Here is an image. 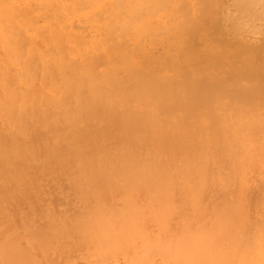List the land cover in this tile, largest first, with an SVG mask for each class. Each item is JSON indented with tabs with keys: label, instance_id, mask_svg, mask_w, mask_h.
Instances as JSON below:
<instances>
[{
	"label": "bare ground",
	"instance_id": "1",
	"mask_svg": "<svg viewBox=\"0 0 264 264\" xmlns=\"http://www.w3.org/2000/svg\"><path fill=\"white\" fill-rule=\"evenodd\" d=\"M30 1L0 0V43L6 55L14 59L12 63H17L27 74V79H33L36 67L29 56L32 44L29 43L26 54L23 52L27 40L24 37L28 32L39 31L32 13L19 6ZM66 1L71 5L65 9V16L52 21L45 15L48 32L42 40L51 50V56L37 66L43 72V87L57 92L55 103L65 109L67 124L62 132L56 133L64 145L56 152L41 146L36 139L25 149L19 145L15 136L25 132L29 116L37 117V110L28 105L35 93L31 89H11L0 74V116L5 124L14 125L18 133L10 140L0 137V189L3 190L5 182L20 180L25 175L33 180L32 173L20 169V155L27 157V161L44 157L42 166H49L50 172L68 174L81 206L75 218L52 221L51 228L61 230L60 233L66 230L64 235L72 228L80 233L81 243L95 246L101 254L124 251L136 241H145L151 254L156 252L178 264H256L258 260L264 264V225L257 226L253 233L247 229L241 195L221 208L213 205L208 224H202L207 211L200 206V197L210 181L208 161L221 162L219 149L224 150L226 143H230V153L238 154L233 165L237 166L236 177L241 179L247 156L238 150L243 148L253 129H264L260 113L264 108V69L256 65L237 66V62L243 61L242 52H231L227 44L223 45V53L212 48L201 52L193 40L187 39L179 47L172 75L151 73L121 50L117 33L129 36L135 30L148 29L144 16L169 15L166 10L180 0H114L108 29L95 42L74 37L65 21L76 17L84 6H99L102 0ZM202 1L205 10H210L214 0ZM233 3L235 7L231 4L229 7L237 12L228 21L233 23L232 17L240 16L249 30L254 33L263 30L264 0ZM182 16L187 18L189 14L184 11ZM257 22L259 26L255 28ZM199 27L197 22L192 26L187 24L181 34L195 37ZM69 44L75 45V51L70 50ZM72 54L80 55L82 62L72 63ZM99 62L117 65L101 75ZM2 67L8 70L7 64ZM120 70L127 74L126 80L118 76ZM40 117L49 123L47 112L40 111L39 120ZM7 165L15 172V178L7 175ZM177 186L191 200L197 216L186 225L179 244L173 246L170 240L145 236L144 217L154 216L165 227ZM114 189L128 197L126 210L112 207L110 196ZM138 192L151 194L152 198L142 204L135 199ZM28 197L29 201H35L32 193ZM51 237L41 235V242H50ZM17 247L11 245L7 249L13 263L30 264L28 254L23 253L26 251Z\"/></svg>",
	"mask_w": 264,
	"mask_h": 264
},
{
	"label": "rangeland",
	"instance_id": "2",
	"mask_svg": "<svg viewBox=\"0 0 264 264\" xmlns=\"http://www.w3.org/2000/svg\"><path fill=\"white\" fill-rule=\"evenodd\" d=\"M65 1L50 0L43 2L42 0H31L29 3L20 4L19 6L20 9L32 13L35 26L39 31L38 34L28 32L24 37L27 40H25L22 47L23 52L26 54L29 43L32 44L29 56L33 59V65L36 67L33 79H27V74L24 73L23 69L17 63H12L14 59L6 55V49L0 43V74L5 79L7 86L16 91L31 89L35 93L29 100L28 105L31 109L37 110V117L29 116L27 127L22 135H16L18 133L15 132L14 125L5 124L0 116V137L10 140L12 135L16 133V140L24 149L29 142L35 139L38 140L41 146H46L51 152L59 151L64 145L60 143L56 133L62 132L67 124L65 109L55 103L59 94L43 87V72L37 66L43 60H49L51 56V50L42 40L48 32V26L44 20L45 15H49L48 17L52 21L58 16H65V9L71 5L70 1ZM113 1L102 0L98 4L99 6H84L76 17L65 21L68 31L74 37L85 41L95 42L100 40L108 29L107 23L112 18ZM183 1L180 0V2H177L178 4H171L166 10V12L177 16L176 20H173L170 14L163 13L157 18L150 15L144 16L149 24L148 29L135 30L129 36L118 32L117 40L122 43L121 50L131 56L140 68L151 73L159 72L172 75L181 43L191 39L196 49L201 52L212 48L217 53H223V45L227 44L231 52H242L243 61L237 62V66L247 64V66L256 65L264 69V26L260 25L263 28L261 32L254 33V30H249V27L246 28L240 16L237 17L239 20L236 17L234 19L235 12H237L236 8L233 9L235 7L233 6L234 0L233 2L231 0H216L215 2L214 0L210 10H205V4L202 0H185V4L182 3ZM230 4L233 7H229ZM229 8L233 11H230ZM214 9L215 11H213ZM184 11L189 14L187 18L182 16ZM231 16H233L232 20H237L236 22L233 21L234 24L232 21H228L231 20ZM195 22L200 24L197 30L198 34L196 33L195 37L181 34V29L185 25L190 24L192 26ZM257 23L256 26L254 25L255 28L259 26V22ZM69 48L75 51L74 44H69ZM255 48L258 50L254 51ZM246 49H248L249 54L245 53L247 52ZM92 56L97 58L94 53ZM70 61L75 64L81 63L82 58L78 54H72ZM202 61L206 64L205 60ZM3 64L8 65L7 71L2 67ZM114 65L117 64L99 62L98 71L103 75ZM166 71L168 72L165 73ZM126 75L123 70L118 72V76L124 80H126ZM40 111L47 112L50 115L49 123L45 122L42 117L39 120ZM260 113L263 114L264 119V108L261 109ZM235 120L232 118L233 124H236ZM49 124L54 125L55 129H52ZM251 132L253 134L245 139L243 148L238 150L240 154L244 153L247 156L243 162L241 179L235 175L237 166L233 165V162L238 154L234 156L228 151L230 143L224 145L227 146L224 148L225 151L223 148L219 149L221 162L208 161L209 173L211 174H209L210 181L205 187L204 194L200 197V206L207 211L202 224L209 223L208 220L212 217L213 205L221 208L224 204H232L235 197L241 195L247 213V229L253 233L257 226L264 225V129L255 128ZM237 143L240 142L237 141ZM23 151H19V153ZM18 163L21 165V170L25 171L27 169L26 174L32 173L33 180H28L25 175L20 180H9L10 184L8 181L5 182L3 190L6 194L0 189V264L13 263V259L9 257L7 251L11 245H17V248L22 251L24 249L26 252L23 253L28 254L30 264H178L168 261L156 252L151 254L145 241H136L132 247L124 251L101 254L95 246L81 243L80 233L72 228L67 227L69 229L67 235H64L67 232L66 230L63 233H60L61 230L54 231L50 223L58 222L63 218L72 220L79 214L77 213L81 207L78 200L79 195H75L72 180L65 172L58 170L50 172L49 166H42L45 164L44 157L39 160L28 158L27 161V157L20 155ZM6 173L11 178L16 177L15 172L8 165ZM31 193L34 202L28 200ZM135 196V199L142 204L148 203L152 198L151 194L144 192H138ZM127 198L125 194L122 195L121 190H112L110 196L112 207L126 210ZM173 198L172 204L174 206L170 205L169 220L166 221L165 225L167 228L161 227L160 221L154 216H145L147 231L145 236L162 241L170 240L173 246H176L179 244V238L186 225L196 218L197 212L180 186L176 187ZM45 234L52 236L50 238L51 243L48 241L41 242L40 236ZM36 235L37 237H35ZM256 264H263V261L258 260Z\"/></svg>",
	"mask_w": 264,
	"mask_h": 264
}]
</instances>
